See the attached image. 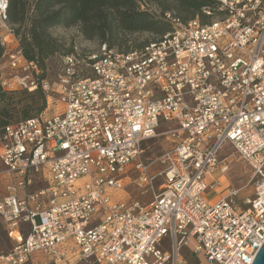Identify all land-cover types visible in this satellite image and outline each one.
<instances>
[{"label":"built area","instance_id":"obj_1","mask_svg":"<svg viewBox=\"0 0 264 264\" xmlns=\"http://www.w3.org/2000/svg\"><path fill=\"white\" fill-rule=\"evenodd\" d=\"M216 1L188 20L164 13L171 30L141 49L64 54L51 81L8 32L4 0L0 22L18 46L2 35L16 73L1 86L40 89L47 104L0 129V175L15 179L0 196V264H181L189 243L212 264H253L264 244V0ZM162 123L172 146L153 170L143 144ZM226 144L252 169L244 209L238 189L205 194ZM37 178L46 186L33 190Z\"/></svg>","mask_w":264,"mask_h":264},{"label":"trees","instance_id":"obj_2","mask_svg":"<svg viewBox=\"0 0 264 264\" xmlns=\"http://www.w3.org/2000/svg\"><path fill=\"white\" fill-rule=\"evenodd\" d=\"M140 1L7 0L8 32L18 37L24 55L40 68L41 78L52 81L61 65L62 56L76 51V46L65 49L64 42L51 33L53 27L77 26L83 39L99 40V45L107 44L110 48L117 49L125 44L128 34L156 33L161 36L171 30L172 25L164 15L166 12L171 11L170 13L176 16L181 13L180 11H184L188 17L183 20H188L198 14H203L204 8H211L216 12L218 7L216 0H172L176 3L175 7L159 1L163 5V11L157 13L150 9H142ZM156 39L147 40L135 47L127 46L125 49L118 50L128 52L141 49ZM59 53L58 67L51 72L47 61ZM5 58L6 48L0 34V63H3ZM1 80L0 77V129L12 123L8 107L10 102L8 98L6 99L8 91L2 88ZM31 95H38L41 101L39 104L25 103L22 107V119L39 115L46 108V97L42 90L38 89ZM33 110L38 113L31 115Z\"/></svg>","mask_w":264,"mask_h":264},{"label":"rangeland","instance_id":"obj_3","mask_svg":"<svg viewBox=\"0 0 264 264\" xmlns=\"http://www.w3.org/2000/svg\"><path fill=\"white\" fill-rule=\"evenodd\" d=\"M0 0V4H2ZM159 1H162L163 4H170L171 7H175L176 3L172 0H141L140 6L142 9H150L157 13L163 11V5ZM147 2V3H146ZM176 9V8H175ZM169 11V10H167ZM174 11V10H172ZM171 12V11H170ZM169 12V13H170ZM181 13L176 15L181 17L182 19L187 18L188 14L184 11H180ZM173 13V12H172ZM174 14V13H173ZM172 14V15H173ZM1 23V22H0ZM51 33L61 39L64 42L65 49H70L72 46H76V49L83 54L89 53H98L99 51V40H87L83 39L81 36L80 30L77 26L73 27H53L51 29ZM127 41L121 48L117 49H125L127 46L135 47L140 43H144L147 40L156 39L159 37L156 33H132L128 34ZM130 47V48H131ZM65 51V50H64ZM63 53V52H62ZM60 59L59 55L56 54L49 58L47 61V66L51 72H54L58 67V60ZM6 58L4 59L3 63H1V71L0 77L1 79L7 78L12 76L16 71H13L9 66H7ZM2 81V80H1ZM31 92L24 91V90H17V91H8L6 94V99L8 98L10 105L9 107V117L11 122L20 121L22 119V107L25 103L33 102L35 104H39L41 99L38 95H31ZM55 106L52 105L51 111L49 112L48 116H52L55 114ZM38 112L33 110L31 111V115L37 114ZM174 128L172 125L167 123H162L160 128L158 129L160 133L151 139H148L143 144V153L142 159L145 162H154L152 164L153 170H158L160 168V157L161 155L171 148L172 140L171 137H166L162 134V131ZM220 162L218 163L217 167L214 171H208L205 175V181L209 186L208 191L205 193L209 198L217 197L216 194L222 195L228 188H235L238 189L239 193L236 197L237 206L239 209H244L247 206L246 201L248 199H253L255 196V188L252 183V169L250 165L243 160L240 155L235 151V148L230 145L226 144L223 149L219 153ZM14 177H10L6 174L0 175V196L6 192V186L14 182ZM84 182V180H81ZM215 183L216 190L210 188V185ZM51 184H54L53 180H50ZM46 186V183L43 182L41 179L37 178L33 190H36L40 187ZM131 190V197L134 199H142L140 197V189H138L135 185L130 186ZM112 194L114 198L120 199L123 196V191H118L115 194V191L112 190ZM12 245L11 241L6 237L3 233L2 237V247L7 248ZM194 244L189 243L185 247L182 248L180 252V256L182 257L181 264H212L204 257L203 254L196 255L193 253ZM70 257V255L68 256ZM67 257V258H68ZM67 258L65 260H67ZM28 264H54L50 262L46 256H40L39 259L34 260ZM59 264H63V261H60ZM122 264V263H117Z\"/></svg>","mask_w":264,"mask_h":264},{"label":"crops","instance_id":"obj_4","mask_svg":"<svg viewBox=\"0 0 264 264\" xmlns=\"http://www.w3.org/2000/svg\"><path fill=\"white\" fill-rule=\"evenodd\" d=\"M0 34L1 35H6L4 38L7 42V45L10 47V48H14V47H17L18 46V41L16 40V38L12 35V34H9L6 29H4L0 23Z\"/></svg>","mask_w":264,"mask_h":264},{"label":"water","instance_id":"obj_5","mask_svg":"<svg viewBox=\"0 0 264 264\" xmlns=\"http://www.w3.org/2000/svg\"><path fill=\"white\" fill-rule=\"evenodd\" d=\"M253 264H264V244L257 253Z\"/></svg>","mask_w":264,"mask_h":264},{"label":"bare ground","instance_id":"obj_6","mask_svg":"<svg viewBox=\"0 0 264 264\" xmlns=\"http://www.w3.org/2000/svg\"><path fill=\"white\" fill-rule=\"evenodd\" d=\"M0 6H3V1H2V4H0Z\"/></svg>","mask_w":264,"mask_h":264}]
</instances>
